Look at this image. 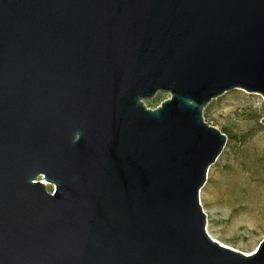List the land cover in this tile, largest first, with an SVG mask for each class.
Wrapping results in <instances>:
<instances>
[{
  "label": "water",
  "instance_id": "obj_1",
  "mask_svg": "<svg viewBox=\"0 0 264 264\" xmlns=\"http://www.w3.org/2000/svg\"><path fill=\"white\" fill-rule=\"evenodd\" d=\"M238 88L264 98V0H0V264H264L200 200Z\"/></svg>",
  "mask_w": 264,
  "mask_h": 264
},
{
  "label": "rangeland",
  "instance_id": "obj_2",
  "mask_svg": "<svg viewBox=\"0 0 264 264\" xmlns=\"http://www.w3.org/2000/svg\"><path fill=\"white\" fill-rule=\"evenodd\" d=\"M170 97L159 92L145 104L155 109ZM204 117L228 137L200 193L207 232L226 246L252 254L264 240V98L233 89L212 100ZM46 188L53 191L56 185Z\"/></svg>",
  "mask_w": 264,
  "mask_h": 264
},
{
  "label": "bare ground",
  "instance_id": "obj_3",
  "mask_svg": "<svg viewBox=\"0 0 264 264\" xmlns=\"http://www.w3.org/2000/svg\"><path fill=\"white\" fill-rule=\"evenodd\" d=\"M44 182H45V184H46L47 186L51 185V183L48 182V181H46V180H44Z\"/></svg>",
  "mask_w": 264,
  "mask_h": 264
}]
</instances>
